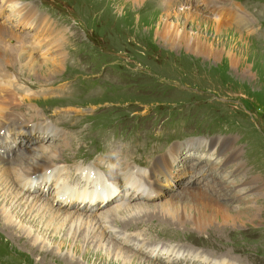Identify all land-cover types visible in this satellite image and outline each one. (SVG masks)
Instances as JSON below:
<instances>
[{
  "label": "rangeland",
  "instance_id": "1",
  "mask_svg": "<svg viewBox=\"0 0 264 264\" xmlns=\"http://www.w3.org/2000/svg\"><path fill=\"white\" fill-rule=\"evenodd\" d=\"M139 1L138 4L135 0H10V12L14 15L20 12L22 18L26 15L25 21L16 16L19 23L23 22L22 34L6 21L0 26L27 37L30 32L25 34L26 21L33 26L42 23L41 27L48 32L41 30L42 37L52 38L53 45L38 55L29 53V58L23 54L26 63L29 59L47 63L41 73L29 74L27 67V75L17 76L10 64L3 65L2 71L8 78L6 81L21 89L19 104H29L27 109H21L27 111L29 122L44 125L45 118L69 135L68 141L49 140L55 147L70 144L57 162L66 168L70 164L88 166L99 160L101 168L111 164L108 167L120 171V162L126 159L128 163L134 161L151 169L160 154L168 153L171 158L164 157L167 159L160 167L166 171L169 165L170 169L162 173L152 168L155 177H150L152 169L147 177L157 183L161 175L166 184L172 183L170 188L162 184L154 198L129 200L133 208L142 204L139 207L162 206V209L137 213L118 207L114 213L112 207H117L118 202L106 206L100 199L99 189L106 191L108 186L93 176L81 179L93 170L91 166L81 168L79 179L90 184L91 193L97 194L91 199L99 207L83 210V214L100 217L104 214L110 226L122 231L118 234L122 239L133 240H126L130 245L117 242L119 237L112 238L117 247L108 242V236L103 241L94 238L97 234L88 237L84 226L67 225L61 216H56L50 228L42 233L46 248L36 249L30 240L18 234V229L11 233L3 227L0 212V264H127L131 258L136 264H145L147 260L161 264H186V260L187 264H204L206 257L220 264H264V0ZM165 13L171 15L163 17ZM151 17L152 23L148 21ZM159 25L162 31L157 34ZM163 28L169 30L167 35ZM38 38L42 39L40 35ZM63 81H73L66 92L51 89ZM30 108L36 114L30 113ZM22 130H26L24 126ZM81 130L85 137L79 140L77 133ZM186 136L199 138L179 141ZM19 137L18 148L26 147L31 155L37 153L31 152L34 145L38 147L41 143L37 137ZM190 144L199 146L192 150ZM75 147L82 149L75 151ZM108 148L116 151L110 159L120 158L115 166L113 161L103 162L108 160L106 155L100 157ZM13 151L6 155L8 159L17 157L16 150ZM229 153L234 154V159L225 162L224 156ZM95 157V161L85 165ZM172 157L177 158L171 180L175 161ZM191 163L197 172L194 177L182 174ZM204 171L206 182H223L224 187L232 190L229 198L234 199L223 203L227 218L213 217L205 229L194 230L195 206L191 208L186 201H172L169 194L177 196L185 186L202 190L208 184L199 175ZM138 173L141 175V170ZM198 175V183L193 182ZM67 176L72 177L71 173ZM112 180V175L106 177V181ZM122 185L113 183L114 192L104 195L107 200L116 191L127 189ZM2 186L0 183L1 189ZM48 188L42 199L53 195L54 189ZM29 191L33 193L31 196L38 195L36 190ZM2 192L0 208L7 200ZM73 207L69 210L74 211ZM26 220L24 224L33 229L42 223L39 218ZM138 242L140 247L175 246L201 256L198 261L182 257L178 263H162L163 252H159L158 257L152 254L150 259L141 261L139 256H132L140 253L131 248ZM122 248L129 250L125 253L128 256L120 252Z\"/></svg>",
  "mask_w": 264,
  "mask_h": 264
},
{
  "label": "bare ground",
  "instance_id": "2",
  "mask_svg": "<svg viewBox=\"0 0 264 264\" xmlns=\"http://www.w3.org/2000/svg\"><path fill=\"white\" fill-rule=\"evenodd\" d=\"M135 2L139 4L140 1L135 0ZM168 5L169 4H167L165 7H167ZM170 15H171L170 13H167V14L165 13L163 15V17H168ZM15 16H20V12L18 15H15ZM20 19L25 21L27 19L26 15L23 16V18H22V16H20ZM189 20H191V19H189ZM148 21H150V23H152L151 21H154L153 17H151ZM20 23H23V22L21 21ZM26 23H30V21H26ZM41 26H42V23L40 26L39 25L33 26L34 32L27 35V37L24 35L18 36L16 34H14L11 30H9L6 26H0V129L3 128V133L0 134V150H5V148L7 147L8 148L7 152H10V153L11 152L14 153L13 149H9L10 145L12 143H16V139L18 140L20 138V137H17L15 139V136H13L11 138L12 140L8 141L11 130L17 129V128L23 129V126L26 129V124L29 122L27 119L30 116L27 115V111L23 112L21 109L20 110L17 109L18 108L17 105L20 103V102H18V96L20 95L21 89L15 88L14 84L11 81H6V80H8V78H6V75L2 71L4 69H2V68H4L3 65L10 64L12 71L15 72L17 74V76L18 75L20 76V74L27 75L26 74V68L27 67H30V68H28L29 74L34 72V71L37 73L39 71L41 73V70L44 69L43 67L46 66L47 63L42 64V63H37V61H35L36 62L35 63V62H32L31 59H29V61L26 63V62H24V58H23L24 55H25V57H28V58L30 56L29 53H31V52H28L26 49V47L29 45L36 44L39 47L41 46L43 48L42 51L47 50V48H50L53 45V44L51 45V43H52L51 40H53L52 38L45 40L44 37H42L43 33L41 30H43L44 28H42ZM160 27L161 26L159 25V29L156 30L157 34L161 30ZM163 30H165V29L163 28ZM163 32L165 35H167L169 33V30H165ZM44 33L48 34V32L46 30ZM164 34H162V35L164 38H166ZM34 35H35V37H33ZM39 35L42 39L38 38ZM12 39H14V41ZM168 40H169V38H168ZM44 41H45V44H44ZM171 41L174 42L175 39L171 38ZM23 47H24V49H23ZM5 57H9V59H11V60L5 61L4 60ZM15 66H17V68ZM60 68H61V66H60ZM29 112L35 113L34 111L31 110V108H30ZM16 114H18L20 116H23L24 114H26V118L24 119V125H21L22 121H20V119L16 117ZM37 120H40V117H38ZM44 120H45V118H44ZM13 121H14V123H13ZM18 122H20V123L18 124ZM10 124H12V125L10 126ZM44 124H48V123H44ZM36 125L38 127L41 124L36 123ZM55 129L57 130V128H55ZM26 130L29 131L30 129L27 128ZM58 130H59V132H61L63 134V137H64V130H60L59 127H58ZM77 136L80 137L79 140H82L85 137L84 130H81L79 133H77ZM35 137L36 136H34L33 138H35ZM65 138H67V141H68L69 135H67V133L65 135ZM49 140H50V138H48V139L44 138V137L38 138V141H40L41 143H40V145H38V147H37V145L33 146L31 152L33 153V152H35V150H37V153L33 154V155H31V153L28 154V152L30 150H27L26 147H21V146H19V148L17 146L14 148L17 152L16 153L17 157L15 156L16 158H14L12 160L8 159L6 157V154L4 156V153L3 154L1 153L2 155H0V183H3V186H2V189L0 188V192L3 190L2 195L7 196L6 205H3L2 208H0V212H1L2 217L4 219L3 224H2L3 227L11 233H15L14 230L18 229L19 235L24 236L26 239L30 240L32 242V245L36 249H39V248L42 249V248H46L45 246H43L45 244L46 238L44 239L45 235H42V233L45 230H47L48 228H50L48 226L52 224V220L54 217H56V216L60 217L61 216L62 217L61 219L63 221H65L67 223V225L69 223H74V225H76L78 227L80 226V228H81V226H84L86 228L88 237H90L94 234H97L94 236V238L95 239L99 238V240L101 239V241H103L104 239H106L105 237L108 236L107 237L108 242L112 243V246H116V244H117V243H114L112 241V238L113 237H115V238L119 237L118 238L119 240L117 242H119L125 246L130 245L128 243V241H126V240H130V239H128L126 237H124L122 239V237L119 236V235H121L120 232H122V231H119L120 229L116 230V229H114V227L110 226L108 220L105 219L104 214L101 217L91 215V214H86V213L83 214V210H86L85 207H78V206H75V207L72 206L74 208V211L69 210V208L72 209V207H68V204L71 202V198H72V196H71L72 186L70 184H67L68 177H69V176H67V174L71 173V172L67 170L65 172V175H64L65 180L60 179L59 172L65 170V168H62L61 166L58 165L60 163H57L58 161H61L60 157L62 155H64L65 150L67 151L68 147H66V145H68L69 143H65V144H61V145L59 144L60 146L55 147V146H52L50 144L51 142ZM67 141H65V142H67ZM73 142H71V143H73ZM56 143H58V142H56ZM43 144H49V145L44 146ZM220 144L222 145V143H220ZM190 145L192 146V147H190L192 150H195V148L196 147L198 148V146H199L197 144H190ZM23 146L29 147L28 144H23ZM79 149L81 150L82 148L75 147V151L76 150L78 151ZM210 149H212V148H210ZM220 149H221V147H220ZM70 150H71V153H73L72 147L70 148ZM114 151L115 150L108 148V151L105 152V155L108 157V159H110V157H112V155H114ZM168 152H169V150H168ZM57 154H59L60 156ZM214 154H215V151H214ZM56 157H58V158H56ZM164 157H170V156L168 153H167V155H164V156L159 155L158 162H156L154 164L152 163L153 165L151 166V169L154 168V169L160 170L162 173L163 172L165 173L167 170H169L170 169L169 165H167V167H165L166 171H164L163 167H160V163L164 162V160L167 159V158L164 159ZM224 157H227L225 159V162H229V161L234 159V154L229 153L227 156H224ZM147 158H149V157H147ZM172 158H175V157H172ZM119 159L120 158H116V161ZM199 159L201 160L200 157H199ZM98 161L91 164V165H88V166L92 167V169H93V170H91L92 173L87 174V176H84L81 179L86 180V179H89V176H91V177L93 176L92 178H94V180L100 181V183L106 184L108 186L106 191H104L102 189V187L99 189V190H101L100 199H101L102 205H106L109 203L113 204V203L118 202L116 204L117 207H114V206L112 207V211L114 213L118 212V210H119L118 207H123V209L129 210V212H137V213H139L141 211H145V210L153 211L154 209H162V206L161 207H154L152 209L148 208V207H139V205H142V204H139V205L135 206V208H133V205L130 204L131 201H129V200H132V198H134V197L143 198L142 196H145V197L147 196L146 198L150 199L151 196L148 197V195H151V194H154V196H153V198H154L156 195H158V193H160L159 191L161 190V188L163 186L162 185V182H164L163 180L158 181L157 183L156 182L154 183V181H151V179L148 177V179H149V181L153 187L150 186L151 189L150 188L147 189V191L149 190L148 192H150V193L146 194V193H144L143 190H140L141 188L146 189L145 185L142 183V180L140 179V177L138 175L139 174L138 171H140V169L139 168H136V169L132 168L130 163L126 162L127 161L126 159H122L121 162L119 161L120 162V171H116L115 168L112 166H109V167L107 166L108 169H106V168L105 169L108 170L109 173H104V174L100 171L95 170L96 168H98V167L101 168V166H102ZM116 161L115 160L113 161L114 166H115ZM24 162H25V164H22ZM88 166L71 165L72 170L74 172L78 171L79 176L81 175L80 169L81 168H87ZM101 169L103 170V172H105L103 168H101ZM151 169L149 168L146 171H143L144 170L143 169V170H141V173L143 175L147 176L150 173ZM200 169H202V168H200ZM189 172H192V171L190 170ZM106 174L113 176V180H112L113 183H116L117 185L120 186V184H123L122 181L125 180L126 183H129L133 188H130V189L127 188L123 192L116 191L115 196L114 197L112 196L111 199L107 200V198L104 195L106 193H108V194L112 193V191L114 192V190H113V183L110 181H106V177L108 176ZM28 175H30V176H28ZM50 175L54 176V180H55V184L57 186L56 187L57 190H56L55 195L52 197V199H51V197L47 198L48 200L42 199L41 198L42 195L46 194V192L48 190V188H46V184L48 182V178L50 177ZM155 175H156V172L153 171V169H152L150 177L153 178V177H155ZM99 176H101L102 178H99ZM34 179L38 180V183L35 185L32 184V181ZM194 181H195V179H194ZM164 185H166V184L164 183ZM25 186H26V189H24ZM168 186H170V185H166L167 188H168ZM186 187H188V188H186ZM30 189L36 190L35 193H37L38 195L37 196H31V194H33V193H32V191L31 192L29 191ZM179 190H181L179 195L176 196V195H173V193H171V194H169V197H171L172 201H177L179 203H181V201H186L187 203L190 204L191 208H193L195 206L194 213L196 215H195V219L192 220L193 226H194L192 228L194 230L205 229L206 228L205 224H209L212 221L211 219L213 217H222V218L228 217V213H227L228 211H227V208H225L226 205H224L223 203L226 202V200H233L234 198H229V195L232 192V190L224 187L223 182L217 180L216 182H213L212 184L209 183L207 186L203 187L202 190L201 189L194 190L189 186H185ZM203 190H205L206 192ZM95 195H97V194H94V196ZM30 197H32V198H30ZM91 198H93V197L91 196L90 199L88 200V202H94L95 201ZM108 198H110V197H108ZM235 199H238V198L235 197ZM96 203L97 202H95L92 205V206H95V208L92 210L99 208ZM102 205H100V206H102ZM80 210H81V212H80ZM34 211H35V214H33ZM67 211H69V212H67ZM34 218H39L40 219L39 221H42L40 226H38L37 225L38 223H37L36 227L33 229V227L26 226L24 224V220L27 219L26 221H28V220L34 219ZM80 228H79V230H80ZM37 231H40V232L38 233ZM92 232H94V233H92ZM136 236H138V235H136ZM137 239L138 238L135 237V240H137ZM130 241H133V240H130ZM139 245H140V242H138V244H136V245H134V244L131 245V248L135 247L134 249L136 251L140 252L139 254H135L131 251L130 252L133 253L132 254L133 257H135L136 255L139 256L141 261H145L144 259H147L152 254H154V255L156 254V257H158L159 252H163V257H161L162 263H164V262L165 263H178V262H180L179 261L180 259L182 260V257L188 258V259L193 260V261L194 260L198 261V257L201 256L200 254L194 253V252L189 253L186 251L185 252L180 251L178 248H175V246L168 247V245H167L164 247H161V246L158 247V246H154V245L153 246L142 245L140 247ZM128 251L129 250L124 249V248H122L120 250V252L126 256H128V255L125 253ZM143 256H145V257H143ZM148 259H150V258H148ZM204 262H203L204 264H220V262H216L215 259H209L207 257L205 258ZM181 263L183 264V262H181ZM187 263L188 262L186 260V264ZM224 263H225V261H224ZM127 264H136V263L131 258V261L128 260ZM145 264H161V263L147 260V262Z\"/></svg>",
  "mask_w": 264,
  "mask_h": 264
}]
</instances>
